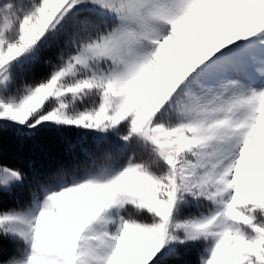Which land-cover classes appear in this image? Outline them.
Returning a JSON list of instances; mask_svg holds the SVG:
<instances>
[{"label":"snow or ice","instance_id":"snow-or-ice-1","mask_svg":"<svg viewBox=\"0 0 264 264\" xmlns=\"http://www.w3.org/2000/svg\"><path fill=\"white\" fill-rule=\"evenodd\" d=\"M193 252L264 264V0H0V264Z\"/></svg>","mask_w":264,"mask_h":264},{"label":"trees","instance_id":"trees-1","mask_svg":"<svg viewBox=\"0 0 264 264\" xmlns=\"http://www.w3.org/2000/svg\"><path fill=\"white\" fill-rule=\"evenodd\" d=\"M41 71H46L41 68ZM9 155L26 167L37 172H44L63 163L65 156L64 136L55 130H45L33 139L14 143L10 146ZM198 253L182 259L181 264H196Z\"/></svg>","mask_w":264,"mask_h":264},{"label":"rangeland","instance_id":"rangeland-1","mask_svg":"<svg viewBox=\"0 0 264 264\" xmlns=\"http://www.w3.org/2000/svg\"><path fill=\"white\" fill-rule=\"evenodd\" d=\"M46 70V69H45Z\"/></svg>","mask_w":264,"mask_h":264}]
</instances>
